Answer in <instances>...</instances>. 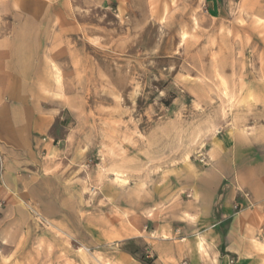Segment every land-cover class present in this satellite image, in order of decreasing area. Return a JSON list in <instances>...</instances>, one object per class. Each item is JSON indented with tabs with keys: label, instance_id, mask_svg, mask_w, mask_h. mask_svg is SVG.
I'll list each match as a JSON object with an SVG mask.
<instances>
[{
	"label": "rangeland",
	"instance_id": "374dc122",
	"mask_svg": "<svg viewBox=\"0 0 264 264\" xmlns=\"http://www.w3.org/2000/svg\"><path fill=\"white\" fill-rule=\"evenodd\" d=\"M20 33L34 84L0 102V264H153L144 216L193 193L215 142L244 146L234 211L258 212L238 234L264 264V0H0V39ZM24 110L35 157H9ZM10 163L34 188L10 190Z\"/></svg>",
	"mask_w": 264,
	"mask_h": 264
},
{
	"label": "crops",
	"instance_id": "0c3cea01",
	"mask_svg": "<svg viewBox=\"0 0 264 264\" xmlns=\"http://www.w3.org/2000/svg\"><path fill=\"white\" fill-rule=\"evenodd\" d=\"M220 12L221 7L217 4L216 13ZM31 38L32 36L20 33L0 39L1 103H9L15 99L17 87L34 84L31 74L34 49L31 42L26 41ZM9 58L13 59L12 65L6 63ZM27 112V110L22 112L24 128L18 137V140L24 144L22 147H15L16 150L8 151L11 153V155L8 154L9 157L18 153L20 156L35 157L31 144L33 111L31 114ZM42 115V112L36 114L35 119L40 120L37 128L47 131L49 123L47 118L43 119ZM5 139L8 142L13 141L10 135ZM249 140V149L253 144L264 141L251 137ZM243 147L241 143L238 147L235 144L231 152L224 143L218 145L215 142L210 154L211 157H216V161L209 169V175L194 188L193 193L189 197L180 196L175 199L166 195L157 201L159 209L154 208L155 212L149 211V216H144L147 226H150V239H153L150 246L154 257L153 264H228L231 253L239 256L238 264L254 263L243 247L244 242L238 230L242 228L241 221L245 217L254 216L255 218L258 212L249 209L248 212L236 214L234 211L237 200L235 184L239 183L236 166L242 161ZM19 169L10 163L4 173V180L13 193H24L34 188V184L39 181L38 178L34 179V176L28 179L26 176H19L17 174ZM226 179L231 180L232 187L226 193L220 194V187ZM21 184L25 188L21 189ZM23 196L25 197L24 194ZM244 225L245 230L255 229L253 224L245 223ZM223 249L227 254L221 255ZM121 264L146 263L124 252L121 255Z\"/></svg>",
	"mask_w": 264,
	"mask_h": 264
},
{
	"label": "built area",
	"instance_id": "2783aa9c",
	"mask_svg": "<svg viewBox=\"0 0 264 264\" xmlns=\"http://www.w3.org/2000/svg\"><path fill=\"white\" fill-rule=\"evenodd\" d=\"M237 262H236V259H234V258H230V260H229V264H236Z\"/></svg>",
	"mask_w": 264,
	"mask_h": 264
},
{
	"label": "bare ground",
	"instance_id": "6f19581e",
	"mask_svg": "<svg viewBox=\"0 0 264 264\" xmlns=\"http://www.w3.org/2000/svg\"><path fill=\"white\" fill-rule=\"evenodd\" d=\"M200 245H201V243H200Z\"/></svg>",
	"mask_w": 264,
	"mask_h": 264
}]
</instances>
